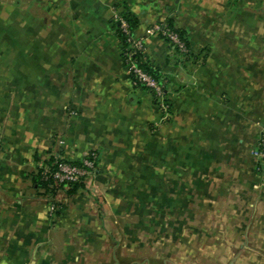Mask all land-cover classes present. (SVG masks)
I'll use <instances>...</instances> for the list:
<instances>
[{
    "label": "crops",
    "instance_id": "crops-1",
    "mask_svg": "<svg viewBox=\"0 0 264 264\" xmlns=\"http://www.w3.org/2000/svg\"><path fill=\"white\" fill-rule=\"evenodd\" d=\"M127 12L170 113L135 87ZM169 21L189 55L146 30ZM264 0H0V264H264ZM95 153L49 214L37 169Z\"/></svg>",
    "mask_w": 264,
    "mask_h": 264
},
{
    "label": "built area",
    "instance_id": "built-area-1",
    "mask_svg": "<svg viewBox=\"0 0 264 264\" xmlns=\"http://www.w3.org/2000/svg\"><path fill=\"white\" fill-rule=\"evenodd\" d=\"M114 22H117L118 29L125 37L129 49L121 51V58L126 65L129 75H134L136 80L132 82L134 86L137 83L143 84L146 88L152 91L151 95L154 104L159 108L164 117L169 115L168 106L164 103L165 92L163 86L158 84L148 74L143 72L133 60L137 53H144V46L140 39L134 36V32L130 30L128 23L121 17L120 14L115 13ZM146 36H158L164 39L169 45L174 48L181 56L187 57L189 49L185 42L178 37V35L166 27L163 22L150 26L146 30ZM95 156L93 153H87L80 158L81 166H76L71 163L62 162L57 165V169L50 176L56 184L76 183L85 181L88 177L92 176L95 172L93 164ZM255 172L259 175H264V128L258 137L256 150H255ZM44 176L48 177L47 171H44ZM58 211L53 203L48 204L49 214H55Z\"/></svg>",
    "mask_w": 264,
    "mask_h": 264
},
{
    "label": "trees",
    "instance_id": "trees-1",
    "mask_svg": "<svg viewBox=\"0 0 264 264\" xmlns=\"http://www.w3.org/2000/svg\"><path fill=\"white\" fill-rule=\"evenodd\" d=\"M121 17L128 23L129 28L131 31L134 32L136 29L137 21L127 12H122L120 13ZM114 22V21H113ZM164 24L166 27H168L169 30L172 32L176 33L180 39H182L185 44L187 45L186 39L183 35L182 32L179 30H176L173 28L171 23L169 21H165ZM115 28H116V35L121 43L122 49L124 51L129 49V45L125 41V37L122 33H120L118 29V24L117 22H114ZM168 43V42H167ZM171 46V45H170ZM172 47V46H171ZM188 47V46H187ZM176 53L177 51L172 48ZM133 60L136 62L137 66L146 74H148L152 79H154L158 84L163 86L164 92H165V87H166V81H164L159 74L150 66V64L146 61V58L143 53H137L134 57ZM130 81L134 82L136 80V77L134 75H129ZM135 87L142 88L147 90L150 94L152 93L151 90L146 88L143 84L137 83ZM164 103L168 106V113H170V104L166 98V94L164 96ZM93 153V152H92ZM95 158L93 160V164L95 167V171L97 168L98 164V157L95 153H93ZM62 162H67L62 159H52L48 163L43 164L39 169H37L36 174L34 175V181L36 184L37 189L41 190L44 194L45 199L47 200L48 203H53L58 211L61 209V206L58 205L55 202V194L58 191H64L68 196L74 194L78 189L83 188V181H79L76 183H62V184H56L52 178L51 174L54 173L57 169V165ZM67 163H71L76 166H81V160H76V161H70ZM44 171H47L48 177L44 176ZM95 174V172H94Z\"/></svg>",
    "mask_w": 264,
    "mask_h": 264
},
{
    "label": "rangeland",
    "instance_id": "rangeland-1",
    "mask_svg": "<svg viewBox=\"0 0 264 264\" xmlns=\"http://www.w3.org/2000/svg\"><path fill=\"white\" fill-rule=\"evenodd\" d=\"M255 150H256V148H255Z\"/></svg>",
    "mask_w": 264,
    "mask_h": 264
}]
</instances>
